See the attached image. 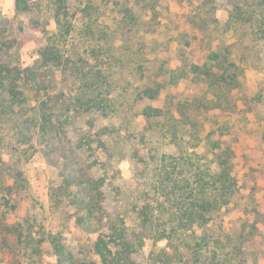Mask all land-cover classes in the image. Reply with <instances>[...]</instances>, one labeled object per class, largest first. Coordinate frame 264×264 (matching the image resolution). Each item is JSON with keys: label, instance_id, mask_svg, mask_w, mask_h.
<instances>
[{"label": "rangeland", "instance_id": "obj_1", "mask_svg": "<svg viewBox=\"0 0 264 264\" xmlns=\"http://www.w3.org/2000/svg\"><path fill=\"white\" fill-rule=\"evenodd\" d=\"M48 1L33 0L31 12L21 14L14 12L13 0H0V28L8 18L17 38L5 59L16 68L29 67L37 59L35 42L41 33L33 27L34 20L54 28L48 21ZM145 1L82 0L81 7L86 9L83 13L89 14L90 20L87 17L79 21L72 35L74 41H70L82 51L88 66L102 72V82L113 85L114 103L103 117V122L111 126L107 145L114 156L120 157L123 171L135 149L143 153L146 164L139 177L141 183H149L156 172L154 164L158 159H151L152 153L175 156L179 155L176 144L193 147L198 164L205 163L214 172L218 169V153L224 150L231 172L242 183L228 205L213 212L208 233L233 234L244 226V236L235 241L244 253L240 264H264V96L253 100L257 91L264 94V45L256 43L249 34L237 37L232 31L222 32L221 25H216L215 20L224 21L227 10L241 5V0ZM41 4L45 8L40 9ZM199 4H205L203 10L197 7ZM239 32L243 30L238 29ZM182 40L189 43L184 46ZM215 51L227 56L226 62L233 63V67H239L234 83L212 79L217 69L211 56ZM204 62L208 63L207 74L188 68L190 64ZM148 80L164 86L151 104L166 109L165 117L179 121L173 133L175 139H171L173 134L168 133L166 138L159 135L160 127L163 130L167 121H153L152 127L148 126L138 113L143 102L131 100L136 86ZM34 103L29 101V106ZM29 117L5 115L0 120V210L2 196L9 187L18 200L20 217L42 226L63 228L70 249L76 255L87 256L96 223L75 226V221L70 220L71 208L64 205L66 200L61 201L58 194L53 201V196L61 191L63 177L81 180L97 175L98 169L90 165L93 152L75 145L73 125L65 124V136H42L33 127L24 129L23 123ZM123 181L120 180L122 184ZM69 185L73 191L78 190L77 183ZM77 193L85 198L84 191ZM111 208L106 207L110 213ZM5 224L6 219L0 218V241ZM161 246L162 242L147 238L140 252L133 256L143 262ZM11 255L0 246V264H12ZM47 260L53 263L52 257Z\"/></svg>", "mask_w": 264, "mask_h": 264}, {"label": "trees", "instance_id": "obj_2", "mask_svg": "<svg viewBox=\"0 0 264 264\" xmlns=\"http://www.w3.org/2000/svg\"><path fill=\"white\" fill-rule=\"evenodd\" d=\"M48 2V21L54 28L49 29L50 24L41 26L40 21L34 20L33 27L41 33L35 42L37 59L34 65L19 69L9 64L5 54L17 38L8 18L0 28V120L5 115L27 114L30 117L23 123L24 129L33 127L42 136H65V124L73 125L75 145L93 152L90 165L98 169V173L81 180L63 177L61 191L55 193L53 201L58 194L61 201L66 200L64 205L71 208L70 220L75 221V226L92 223L97 226L91 231L94 238H89L88 255H76L66 243L63 228L42 226L20 217L18 200L7 187L2 196L0 218L6 219L8 226L5 224L2 229L0 246L7 254H12V264H240L244 253L235 241L244 236V226L239 232L234 230L233 234L216 235L209 234L207 226L213 212L228 205L242 183L231 172L224 150L218 153V169L214 172L205 163L198 164L199 158L193 147L176 144L179 155L175 156L165 152L153 156L151 150V159H158L154 164L156 172L149 183H141L139 177L143 175L146 160L143 153L135 149L126 160L124 172L120 157L114 156L107 145L111 126L103 122L109 105L114 103L113 85L102 82L105 77L102 72L88 66L82 51L70 42L74 41L72 35L78 29L79 21L90 15L83 13L86 9L81 7L82 0ZM32 3L33 0H13L14 12L29 13L33 9ZM241 3L227 10L224 21L215 20L216 25H221L222 32L232 31L237 37L249 34L256 43L264 45V0H241ZM197 7L203 10L205 4ZM42 8H45L44 4H41ZM238 29L243 32L237 33ZM182 41L184 46L189 43V40ZM211 56L217 65V78L212 79L217 82L233 80L230 82L234 83L239 67L226 62L227 56L219 51L212 52ZM207 66L204 62L190 64L188 68L197 74H207ZM57 79L62 84H58ZM162 87L158 82L145 81L136 86L131 100L143 102L138 113L148 126L152 127L153 121L168 122L164 132L161 127L159 130V135L166 138L168 133H174L179 121L169 116L166 119V109L151 104ZM257 93L253 94V100H261L264 96ZM31 100L35 103L29 106ZM172 138H176L175 134ZM120 180H124V184ZM71 182L78 184L75 186L78 190H72ZM125 184L127 187L123 186ZM78 191L82 194L84 191L85 198H80ZM120 201H124L123 205H118ZM107 206H112L113 212H108ZM147 238H152L154 243L162 242L163 246L141 262L133 254L140 252ZM49 257L53 263L47 260Z\"/></svg>", "mask_w": 264, "mask_h": 264}]
</instances>
